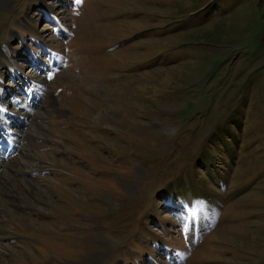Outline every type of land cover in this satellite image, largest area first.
Returning a JSON list of instances; mask_svg holds the SVG:
<instances>
[{"label":"rangeland","instance_id":"rangeland-1","mask_svg":"<svg viewBox=\"0 0 264 264\" xmlns=\"http://www.w3.org/2000/svg\"><path fill=\"white\" fill-rule=\"evenodd\" d=\"M0 106V264H264V0H0Z\"/></svg>","mask_w":264,"mask_h":264},{"label":"bare ground","instance_id":"bare-ground-1","mask_svg":"<svg viewBox=\"0 0 264 264\" xmlns=\"http://www.w3.org/2000/svg\"><path fill=\"white\" fill-rule=\"evenodd\" d=\"M2 143H3V144H2V146H1V148H3V147L5 146L4 141H3ZM6 147H7V148H3V151H2V152L5 151V152H4L5 155L8 154L10 150H15V147L13 146L12 143H9L8 146L6 145ZM7 152H8V153H7ZM0 161H1V160H0ZM3 162H4V161H3Z\"/></svg>","mask_w":264,"mask_h":264},{"label":"trees","instance_id":"trees-1","mask_svg":"<svg viewBox=\"0 0 264 264\" xmlns=\"http://www.w3.org/2000/svg\"><path fill=\"white\" fill-rule=\"evenodd\" d=\"M99 172V171H98ZM97 177V175H95Z\"/></svg>","mask_w":264,"mask_h":264}]
</instances>
